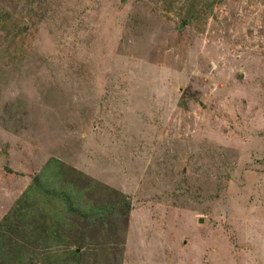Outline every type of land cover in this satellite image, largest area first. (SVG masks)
<instances>
[{"label":"rangeland","instance_id":"obj_1","mask_svg":"<svg viewBox=\"0 0 264 264\" xmlns=\"http://www.w3.org/2000/svg\"><path fill=\"white\" fill-rule=\"evenodd\" d=\"M204 5L0 0V216L56 157L132 202L66 216L84 264H264V0Z\"/></svg>","mask_w":264,"mask_h":264},{"label":"trees","instance_id":"obj_2","mask_svg":"<svg viewBox=\"0 0 264 264\" xmlns=\"http://www.w3.org/2000/svg\"><path fill=\"white\" fill-rule=\"evenodd\" d=\"M176 1L179 0H172L173 3ZM192 2L186 0L189 10L184 21L192 19L194 13L200 14L202 4H205L204 12L215 4V0H204L202 4L198 0ZM9 14L7 11L0 13L1 25L10 19ZM63 170L62 161L51 157L2 217L0 264H84L85 260L89 261L88 248L83 251L84 244L78 241L74 244L81 247V251L73 248L71 231L60 229V225L67 222L66 216L81 214L88 224H94V219L116 217L123 214L120 212L128 214L131 211L132 202L119 190H115L119 196L115 202L97 204L98 207L92 209L89 192L97 181L92 180L88 187H79L73 180L64 178ZM98 209L103 212L101 216L96 215ZM68 224L64 227L68 228Z\"/></svg>","mask_w":264,"mask_h":264},{"label":"crops","instance_id":"obj_3","mask_svg":"<svg viewBox=\"0 0 264 264\" xmlns=\"http://www.w3.org/2000/svg\"><path fill=\"white\" fill-rule=\"evenodd\" d=\"M16 184H19V181H18V180L16 181ZM16 187H18V185H17ZM12 192H13V190H12ZM15 198H16V197H15ZM13 203H14V202H13ZM13 203L9 206V208L13 205ZM9 208L6 209V211L9 210ZM6 211H4V212L1 214V216H0V220H1L2 217L5 215ZM78 250H79V249H78Z\"/></svg>","mask_w":264,"mask_h":264},{"label":"water","instance_id":"obj_4","mask_svg":"<svg viewBox=\"0 0 264 264\" xmlns=\"http://www.w3.org/2000/svg\"><path fill=\"white\" fill-rule=\"evenodd\" d=\"M200 222H203V218H200V220H199Z\"/></svg>","mask_w":264,"mask_h":264}]
</instances>
